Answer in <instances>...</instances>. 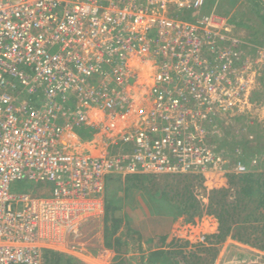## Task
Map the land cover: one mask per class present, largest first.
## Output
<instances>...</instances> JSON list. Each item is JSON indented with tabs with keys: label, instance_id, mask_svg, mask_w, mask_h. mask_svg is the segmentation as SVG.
<instances>
[{
	"label": "rangeland",
	"instance_id": "374dc122",
	"mask_svg": "<svg viewBox=\"0 0 264 264\" xmlns=\"http://www.w3.org/2000/svg\"><path fill=\"white\" fill-rule=\"evenodd\" d=\"M218 1L211 10L222 19L227 36L237 39L235 48L227 46L239 56L230 78L235 84L226 86L222 97L225 110L213 104L196 117L200 111L186 106L189 126L178 129L186 86L182 58L165 57L160 45L131 52L122 83L113 74L116 66L105 65L103 75L94 76L89 85V102L77 109L84 120L64 128L59 146L80 155H120V169L103 179L99 213L79 225L77 237L57 244V250L43 249L41 264H152L150 253L158 246L171 251V258L153 256L163 264H264V250L230 236L239 234L250 243L257 239L263 246L260 228L233 225L229 236L214 244L205 238L213 234L210 217L178 212L189 195L200 209L209 197L218 200L222 194L224 202L235 203L239 176L264 174V15L254 0ZM206 2V9L214 5V0H203L200 10L180 12L174 19L198 25ZM99 89L105 94H98ZM174 144L186 156L181 164L176 163ZM185 163L188 171H181ZM170 167L179 170L168 171ZM110 203L115 211L108 210L105 220ZM252 208L253 203L247 210L240 205L238 217L264 215V209ZM114 218L121 223L110 236ZM252 225L261 227L262 222Z\"/></svg>",
	"mask_w": 264,
	"mask_h": 264
},
{
	"label": "built area",
	"instance_id": "2783aa9c",
	"mask_svg": "<svg viewBox=\"0 0 264 264\" xmlns=\"http://www.w3.org/2000/svg\"><path fill=\"white\" fill-rule=\"evenodd\" d=\"M191 2L0 0V264H41L43 249L57 250L99 213L103 179L120 169V155H80L59 142L65 127L84 120L77 109L89 102V85L105 65L116 66L122 83L131 52L162 46L165 57L182 58L178 129L189 126L186 106L225 110L222 97L235 84L230 78L239 58L227 45L235 48L237 39L211 10L218 0L207 9L204 3L198 25L174 19L200 10L203 0ZM254 2L264 15V0ZM173 147L181 164L186 156Z\"/></svg>",
	"mask_w": 264,
	"mask_h": 264
},
{
	"label": "trees",
	"instance_id": "16d2710c",
	"mask_svg": "<svg viewBox=\"0 0 264 264\" xmlns=\"http://www.w3.org/2000/svg\"><path fill=\"white\" fill-rule=\"evenodd\" d=\"M256 177L255 179H253L252 177ZM239 183H241L239 185V196L236 200L235 203L230 202V203H226L222 200V198L224 197V194H222V198L220 195V199L215 200V198L209 197L208 198V205L203 208L200 209L199 207V201H196L190 197H183L184 203L182 202L181 206L178 205V212H196V214L198 213L199 215H204L206 217H210L211 221H213L214 226L211 228L213 234L211 235H206V240L209 241H214V244L220 243L221 241H223L227 236H229L230 234V230L232 229L233 225H236L235 228H242V229H246V228H251L253 229V231H257L260 230V236L262 239V244L263 246L258 245V241L257 239L255 240L254 243H250L248 241V239L243 238L242 236H240L239 234L236 236H231L232 239L242 242V243H246V244H250L252 246L258 247L262 250H264V215L259 217H255L254 214H252V212L245 214L242 217H238V214L240 213L241 210H238L239 206L241 205L243 210H247L248 206L250 204L253 203V208L252 210H256V209H264V174L262 175H254L251 173H244L243 175L239 176ZM20 186V185H18ZM17 186V187H18ZM161 199H165V196L162 194ZM107 211L105 212V220H108V218H110V216L108 214V210L109 211H115V207L111 206L108 204L106 206ZM177 212V211H176ZM238 217V219H234V217ZM240 218V219H239ZM121 219H117L114 218L112 220V228L111 229V233L106 229V235L109 232L110 236L119 228V225L121 223L120 221ZM234 221H237V223H233ZM262 222L261 227H259L258 225L253 226L252 224L254 223H260ZM248 224V225H244V224ZM108 231V232H107ZM252 232V231H251ZM254 233V232H253ZM165 237H162L161 240L163 242ZM248 238V237H247ZM116 240L115 243H119L120 239L119 238H115ZM260 239V238H259ZM161 242V241H160ZM158 244V243H157ZM159 245V244H158ZM46 253V252H44ZM171 253V251L166 250L164 248H161L160 246L156 247V249H154L153 251H151L150 253V262H152V264H163V262H159L158 260H155L153 258V256H156L158 258H164V257H168L169 254ZM177 254L182 255L181 252H177ZM44 257V254H43ZM171 258V254L169 256ZM176 257V256H175ZM193 264V263H190Z\"/></svg>",
	"mask_w": 264,
	"mask_h": 264
},
{
	"label": "bare ground",
	"instance_id": "6f19581e",
	"mask_svg": "<svg viewBox=\"0 0 264 264\" xmlns=\"http://www.w3.org/2000/svg\"><path fill=\"white\" fill-rule=\"evenodd\" d=\"M244 60H247L246 58H244ZM240 79H241V77H240ZM94 116L96 117L97 116V114H94ZM92 118H94V117H92Z\"/></svg>",
	"mask_w": 264,
	"mask_h": 264
}]
</instances>
